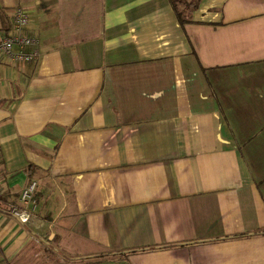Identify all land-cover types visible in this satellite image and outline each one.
I'll return each mask as SVG.
<instances>
[{
  "label": "crops",
  "instance_id": "obj_1",
  "mask_svg": "<svg viewBox=\"0 0 264 264\" xmlns=\"http://www.w3.org/2000/svg\"><path fill=\"white\" fill-rule=\"evenodd\" d=\"M17 8L0 264H264V0H0V39Z\"/></svg>",
  "mask_w": 264,
  "mask_h": 264
},
{
  "label": "built area",
  "instance_id": "obj_2",
  "mask_svg": "<svg viewBox=\"0 0 264 264\" xmlns=\"http://www.w3.org/2000/svg\"><path fill=\"white\" fill-rule=\"evenodd\" d=\"M28 22L29 19L24 10L20 8L15 9L12 14V33L4 35L0 39V53L7 55L15 62L28 63L38 56V40L23 32ZM27 48H32L31 52H27ZM36 190L37 182L30 181L20 193V203L23 205H35ZM9 213L21 223H26L30 218L29 212L24 207L17 205L9 206Z\"/></svg>",
  "mask_w": 264,
  "mask_h": 264
},
{
  "label": "trees",
  "instance_id": "obj_3",
  "mask_svg": "<svg viewBox=\"0 0 264 264\" xmlns=\"http://www.w3.org/2000/svg\"><path fill=\"white\" fill-rule=\"evenodd\" d=\"M168 1L170 2L171 6L175 10V13L177 14V17L180 20L181 16H180V13L177 12L176 8H177V5L181 4L182 0H168ZM199 1L200 0H194L192 3L191 2L186 3V7H187L186 9L191 10V9L196 8V6L198 5ZM236 237L237 236H235L234 238H236ZM238 237H242V236H238ZM145 250L146 249H139V250H134V251H131V252H138V251H145Z\"/></svg>",
  "mask_w": 264,
  "mask_h": 264
},
{
  "label": "rangeland",
  "instance_id": "obj_4",
  "mask_svg": "<svg viewBox=\"0 0 264 264\" xmlns=\"http://www.w3.org/2000/svg\"><path fill=\"white\" fill-rule=\"evenodd\" d=\"M182 1H183V0H182ZM184 1H185V3H187L186 0H184ZM193 1H194V0H189V2H191V3H192Z\"/></svg>",
  "mask_w": 264,
  "mask_h": 264
}]
</instances>
